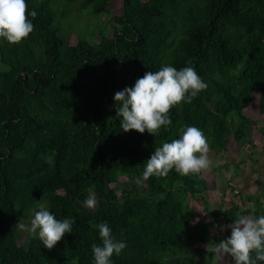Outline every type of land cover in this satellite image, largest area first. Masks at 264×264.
<instances>
[{"label":"trees","instance_id":"trees-1","mask_svg":"<svg viewBox=\"0 0 264 264\" xmlns=\"http://www.w3.org/2000/svg\"><path fill=\"white\" fill-rule=\"evenodd\" d=\"M61 1L98 16L113 0H26L33 32L18 44L0 38V264H94L104 222L127 245L112 264H216L210 226L196 224L190 202L209 191L202 171L147 181L142 172L182 127L199 128L216 154L250 135L254 104L264 117V0H121L111 34L75 45L58 35ZM165 65L193 67L207 88L173 106L156 136L123 132L115 94ZM90 193L94 209L83 206ZM42 209L75 219L52 250L20 242L15 227ZM249 213L232 205L218 215L231 225Z\"/></svg>","mask_w":264,"mask_h":264},{"label":"clouds","instance_id":"clouds-1","mask_svg":"<svg viewBox=\"0 0 264 264\" xmlns=\"http://www.w3.org/2000/svg\"><path fill=\"white\" fill-rule=\"evenodd\" d=\"M36 15V11H28L26 0H0V38L10 45L22 42L34 30L29 16L34 19ZM206 88L207 84L193 67L177 70L165 65L158 71H147L133 87H126L114 96L120 129L123 132L136 130L141 134L147 130L156 136L161 126L167 129L172 124L168 114L173 106H180L181 102L191 103ZM208 152L209 144L199 128L182 127L179 139L155 147L144 163L142 179L167 177L173 169L181 176L199 175L210 166ZM137 183H140L139 178ZM96 204L94 193L83 202L87 209H94ZM233 221L228 226L231 236L215 243L211 251L219 258L231 257L233 264L264 262V215L238 216ZM73 224L74 218L58 220L49 210L42 209L35 212L30 224L20 218L15 227L38 238L45 248L52 250L65 234L72 232ZM96 227L102 243L91 245L94 264H112L111 257L114 254L119 256L127 245L114 238L106 222Z\"/></svg>","mask_w":264,"mask_h":264},{"label":"rangeland","instance_id":"rangeland-1","mask_svg":"<svg viewBox=\"0 0 264 264\" xmlns=\"http://www.w3.org/2000/svg\"><path fill=\"white\" fill-rule=\"evenodd\" d=\"M120 7L121 0H113L111 14L95 16L81 10L78 4L56 2L53 8L60 16L58 35L73 45L79 39L98 43L103 32L111 34V16L118 15ZM0 69L6 70V67L0 64ZM246 115L255 121L250 135L240 144L231 141L225 151L207 154L211 163L202 173L209 191L205 196L190 200L196 224L210 226L208 238L213 246L231 236V228L218 215L221 209L236 205L240 211L249 210V217L262 214L256 200L260 197L258 182L264 180V117L258 115L255 104L246 111ZM120 181L125 179L121 178ZM206 205L210 206L213 214L205 210ZM30 221L27 220L25 224H30ZM18 233L20 242L31 237L27 232L18 230ZM230 260L231 257L216 256V264H231Z\"/></svg>","mask_w":264,"mask_h":264}]
</instances>
